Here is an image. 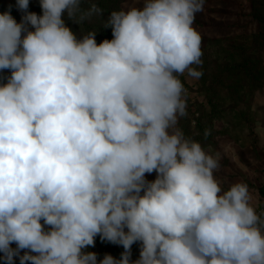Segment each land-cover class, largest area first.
<instances>
[{"label":"clouds","instance_id":"clouds-1","mask_svg":"<svg viewBox=\"0 0 264 264\" xmlns=\"http://www.w3.org/2000/svg\"><path fill=\"white\" fill-rule=\"evenodd\" d=\"M29 2L16 0L19 23L0 13V70H10L0 83V260L264 264V213L249 185L225 189L221 154L178 127L179 77L203 75L193 25L205 0L114 10L102 25L113 38L99 44L97 30L78 39L64 19L103 17L95 0H39V15ZM97 236L123 247L119 259L85 251Z\"/></svg>","mask_w":264,"mask_h":264},{"label":"rangeland","instance_id":"rangeland-1","mask_svg":"<svg viewBox=\"0 0 264 264\" xmlns=\"http://www.w3.org/2000/svg\"><path fill=\"white\" fill-rule=\"evenodd\" d=\"M118 9L140 6L141 0H115ZM13 10L17 23L23 13L16 0H0V13ZM29 11L41 14L39 0H30ZM67 25V23H66ZM194 28L201 35L203 75L197 80L181 75L186 89L187 115L179 119L187 137L201 144L206 152L221 154L220 170L215 173L227 189L238 181L249 185L252 206L264 213V0H205L197 13ZM0 83H6L10 70ZM209 134L205 136V132ZM156 173L146 174L151 181ZM15 247V244L12 245ZM115 248V249H113ZM85 251L95 252L98 260L105 254L119 259L121 245L99 243ZM134 261L139 258V242L132 245ZM0 264H5L0 260ZM14 264H20L15 258Z\"/></svg>","mask_w":264,"mask_h":264},{"label":"trees","instance_id":"trees-1","mask_svg":"<svg viewBox=\"0 0 264 264\" xmlns=\"http://www.w3.org/2000/svg\"><path fill=\"white\" fill-rule=\"evenodd\" d=\"M96 3H98L99 7H101L102 9H104V13H103V17H93L92 20L90 22H85L83 25L79 26L75 23H73L71 20H69L67 18V16L64 17L65 19V23H67V26L70 27L72 29V31L74 33H76L77 38L79 39L81 37V32H87L90 30H97V34H96V41L99 44L100 42H102L105 39L111 40L112 37V32L110 28L105 29L102 25H103V21L104 19H106L108 17V15L116 10H120L117 7V1L115 0H95ZM84 7H87L88 4L85 3L83 5ZM8 12H10V14L15 18V12L13 10H8ZM0 71H4V70H0ZM5 77V72H2V75L0 76V78ZM181 79V78H180ZM183 85L184 82L181 79ZM260 193L261 196L264 198V187L260 189ZM97 241L101 244H103L104 242H108L106 240H101V238L99 236L96 237ZM115 249V248H113Z\"/></svg>","mask_w":264,"mask_h":264}]
</instances>
